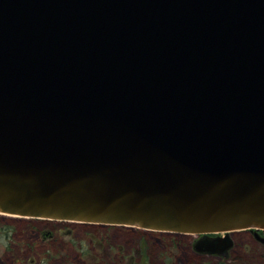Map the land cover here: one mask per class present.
<instances>
[{
  "label": "water",
  "instance_id": "1",
  "mask_svg": "<svg viewBox=\"0 0 264 264\" xmlns=\"http://www.w3.org/2000/svg\"><path fill=\"white\" fill-rule=\"evenodd\" d=\"M0 214L264 229V0H0Z\"/></svg>",
  "mask_w": 264,
  "mask_h": 264
},
{
  "label": "flooded vegetation",
  "instance_id": "2",
  "mask_svg": "<svg viewBox=\"0 0 264 264\" xmlns=\"http://www.w3.org/2000/svg\"><path fill=\"white\" fill-rule=\"evenodd\" d=\"M17 218L42 221H30L29 224L37 223L31 226L33 238L45 244V247L41 253L30 249L29 255L15 258L11 264H229L230 260L235 259L233 251L237 248L244 256L254 257V264H264L263 228L192 234L123 225ZM74 225L82 231L79 240L72 237ZM226 236L231 240L227 250L203 251L202 242ZM55 240H59L61 245H72L75 256L55 248Z\"/></svg>",
  "mask_w": 264,
  "mask_h": 264
},
{
  "label": "rangeland",
  "instance_id": "3",
  "mask_svg": "<svg viewBox=\"0 0 264 264\" xmlns=\"http://www.w3.org/2000/svg\"><path fill=\"white\" fill-rule=\"evenodd\" d=\"M30 221L42 222L40 220L20 219L0 214V264H11L12 260L15 258L21 259L24 255H29L31 253L30 249L37 253H41L42 250H44L45 244L36 241L31 231V226H36L37 223L30 225ZM74 227L75 230L72 231V237L79 240L82 237V231L77 229L76 225H74ZM6 232H8V235H5ZM54 242H57L55 248L64 250V253L70 256L72 255V257L75 256L76 251L73 249L72 245L67 243L61 245L59 240H55ZM233 256L235 259L230 260L229 264L240 262L243 264L256 263L254 257L249 255L244 256L239 248L233 251Z\"/></svg>",
  "mask_w": 264,
  "mask_h": 264
}]
</instances>
